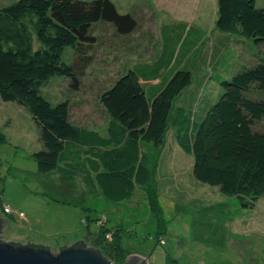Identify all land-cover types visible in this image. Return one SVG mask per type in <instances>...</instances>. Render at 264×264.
Wrapping results in <instances>:
<instances>
[{
    "label": "rangeland",
    "instance_id": "1",
    "mask_svg": "<svg viewBox=\"0 0 264 264\" xmlns=\"http://www.w3.org/2000/svg\"><path fill=\"white\" fill-rule=\"evenodd\" d=\"M17 1L0 0V11ZM111 1L122 14L133 15L136 30L120 36L112 26L98 24L92 30L96 43L85 49L89 62L83 61L86 66L77 80L55 77L42 89L52 105H70L75 123L102 134L109 121L103 94L129 75L135 64L160 58L163 26L178 29L180 34L186 29L194 31L187 38L184 54L164 70L161 80L142 84L143 89L153 99L176 68L189 70L191 90L176 101L175 109L188 103L197 108L199 121L222 96V82L264 57L254 41L217 28L218 0ZM258 6L264 7V0H258ZM74 55L67 48L62 59L71 65ZM255 130L264 131V120ZM0 132L6 138H0V222L5 242L43 245L57 254L62 247L84 241L88 248L116 259L110 249L119 233L126 257L113 264H126L129 258L141 259L139 264H168L169 257L179 264H264V194L243 208L238 197L198 182L193 174L194 158L182 150L171 126L163 146H146L152 174L148 187L138 189L133 200L119 203L107 200L100 190L82 187L77 196L86 210L55 201L54 193L53 198L45 194V178L39 176L33 158L42 150L40 129L28 108L0 99ZM218 204L232 213L221 217L205 212Z\"/></svg>",
    "mask_w": 264,
    "mask_h": 264
},
{
    "label": "trees",
    "instance_id": "2",
    "mask_svg": "<svg viewBox=\"0 0 264 264\" xmlns=\"http://www.w3.org/2000/svg\"><path fill=\"white\" fill-rule=\"evenodd\" d=\"M98 24L112 26L120 36L131 35L138 26L132 14H122L111 0H19L0 11V99L28 108L40 129L42 150L33 158L39 176L45 178V194L54 193L55 201L84 210L77 196L82 187L100 190L113 203L133 200L138 189L152 182L146 146H163L171 126L182 150L194 158L196 180L238 197L241 206L249 208L250 201L264 194V131L255 130L264 120V57L222 82V96L199 121L197 108L190 104L175 109L176 101L191 90L189 70L176 68L153 99L143 89L142 84L161 80L164 70L184 54L187 38L194 31L186 29L180 34L178 29L163 26L160 58L135 64L129 75L103 94L109 121L102 134L75 123L67 102L54 106L42 94L55 77L77 80L86 66L83 61L89 62L85 49L96 43L92 30ZM217 28L254 41L264 56V7L258 6V0H218ZM67 48L75 52L71 65L62 59ZM0 138L6 139L1 132ZM227 209L218 204L205 212L227 217L232 213ZM2 225L1 221L0 241H4ZM115 239L110 250L116 259L97 250L112 263L126 257L121 234L116 233ZM72 247L88 245L78 241ZM168 264L179 262L169 257Z\"/></svg>",
    "mask_w": 264,
    "mask_h": 264
},
{
    "label": "water",
    "instance_id": "3",
    "mask_svg": "<svg viewBox=\"0 0 264 264\" xmlns=\"http://www.w3.org/2000/svg\"><path fill=\"white\" fill-rule=\"evenodd\" d=\"M141 259L129 258L126 264H139ZM0 264H113L91 248L68 247L55 254L50 249L0 241Z\"/></svg>",
    "mask_w": 264,
    "mask_h": 264
}]
</instances>
